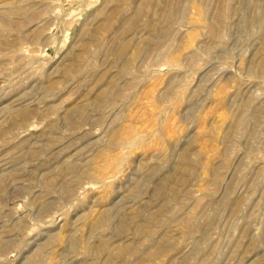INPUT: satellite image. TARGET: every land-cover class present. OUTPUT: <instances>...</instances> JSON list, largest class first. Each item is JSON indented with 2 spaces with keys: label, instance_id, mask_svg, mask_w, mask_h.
Listing matches in <instances>:
<instances>
[{
  "label": "rangeland",
  "instance_id": "rangeland-1",
  "mask_svg": "<svg viewBox=\"0 0 264 264\" xmlns=\"http://www.w3.org/2000/svg\"><path fill=\"white\" fill-rule=\"evenodd\" d=\"M0 264H264V0H0Z\"/></svg>",
  "mask_w": 264,
  "mask_h": 264
}]
</instances>
